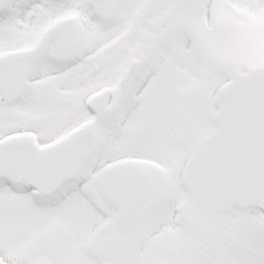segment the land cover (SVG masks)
Instances as JSON below:
<instances>
[{
	"label": "snow or ice",
	"instance_id": "6c2138e0",
	"mask_svg": "<svg viewBox=\"0 0 264 264\" xmlns=\"http://www.w3.org/2000/svg\"><path fill=\"white\" fill-rule=\"evenodd\" d=\"M0 264H264V0H0Z\"/></svg>",
	"mask_w": 264,
	"mask_h": 264
}]
</instances>
